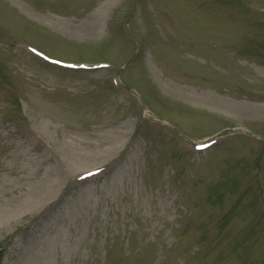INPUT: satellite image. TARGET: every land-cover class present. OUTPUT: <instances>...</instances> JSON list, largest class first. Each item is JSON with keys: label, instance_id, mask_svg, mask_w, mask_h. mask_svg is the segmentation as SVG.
I'll return each mask as SVG.
<instances>
[{"label": "rangeland", "instance_id": "374dc122", "mask_svg": "<svg viewBox=\"0 0 264 264\" xmlns=\"http://www.w3.org/2000/svg\"><path fill=\"white\" fill-rule=\"evenodd\" d=\"M259 136L264 0H0V264H264Z\"/></svg>", "mask_w": 264, "mask_h": 264}, {"label": "bare ground", "instance_id": "6f19581e", "mask_svg": "<svg viewBox=\"0 0 264 264\" xmlns=\"http://www.w3.org/2000/svg\"><path fill=\"white\" fill-rule=\"evenodd\" d=\"M54 187V186H53ZM53 187L51 188V187H49V192L48 191H46V193H51L52 192V190H53ZM54 191V190H53ZM31 207H33V204L29 207V208H31Z\"/></svg>", "mask_w": 264, "mask_h": 264}]
</instances>
